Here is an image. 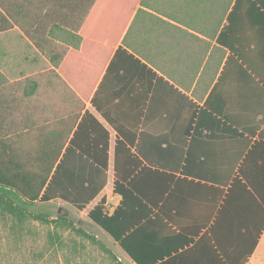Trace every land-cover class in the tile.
<instances>
[{
  "label": "crops",
  "instance_id": "crops-1",
  "mask_svg": "<svg viewBox=\"0 0 264 264\" xmlns=\"http://www.w3.org/2000/svg\"><path fill=\"white\" fill-rule=\"evenodd\" d=\"M67 1L0 0V56L24 62L8 78L40 76L41 151L57 155L39 203L104 201L142 264H249L264 241V0H234L222 20L139 6L151 15L97 68ZM92 175L103 187L80 210Z\"/></svg>",
  "mask_w": 264,
  "mask_h": 264
},
{
  "label": "trees",
  "instance_id": "trees-1",
  "mask_svg": "<svg viewBox=\"0 0 264 264\" xmlns=\"http://www.w3.org/2000/svg\"><path fill=\"white\" fill-rule=\"evenodd\" d=\"M234 0H72L74 20L78 22V29L81 33L80 40L84 39L79 56L84 55L87 44L95 45L94 57L95 68L97 62L103 56L101 51L105 50V58L108 59L118 45L121 38L127 31L124 42L132 32L139 17L149 12L139 8L146 7L157 11L164 6L176 8H188L189 6H202L208 8V19L225 18ZM68 1L64 0V6ZM166 13V12H164ZM181 12L175 13L180 15ZM171 15H174L172 13ZM3 18V16H2ZM216 31V30H213ZM81 44V43H80ZM64 56H49L53 65L59 66ZM79 61H81L79 59ZM82 62V61H81ZM85 63V62H84ZM65 75L68 84H73L72 74L60 69ZM55 73V71L53 72ZM40 76H32L18 81H11L0 70V217L5 222H11L13 230H20L21 233L30 221H38L53 228L48 235V251L58 254L64 253L65 264H82L77 260L80 253L76 243L69 247L62 231H74L81 237L97 243L94 236H91L82 228H77L72 219L50 213H35L32 209L40 201H49L50 197L45 193L41 197L49 178L51 169L57 160L47 151H41L45 146V138L38 135L41 132V125L35 118L39 117L40 111ZM52 126H55L54 124ZM37 133L32 136V133ZM42 133V132H41ZM46 142V143H45ZM49 144V143H48ZM63 147V146H62ZM44 154V156L40 155ZM42 165V166H41ZM99 175V174H98ZM97 175V176H98ZM96 176L86 179L88 186L79 192L78 208L83 210L85 206L101 191L103 184L95 183ZM116 192L126 197L125 189L117 185ZM89 218L99 227L111 234L115 241L125 249L137 264H142L130 251L126 242L117 236L112 226L118 217H109L105 211L104 201L91 210ZM101 245V244H100ZM102 247H104L102 245ZM66 248H68L66 252ZM52 249V250H51ZM114 264H122L118 258L108 251ZM80 255V254H79ZM144 264V263H143Z\"/></svg>",
  "mask_w": 264,
  "mask_h": 264
},
{
  "label": "rangeland",
  "instance_id": "rangeland-1",
  "mask_svg": "<svg viewBox=\"0 0 264 264\" xmlns=\"http://www.w3.org/2000/svg\"><path fill=\"white\" fill-rule=\"evenodd\" d=\"M18 57L0 56V70L11 79L22 77L18 76L20 71L16 70V67L21 66L24 62ZM40 66L36 71L48 68L50 63L43 59ZM32 210L35 213H50L54 217L59 215V211L61 214L69 212L68 218L74 221L77 228H82L95 237L97 243L81 237L74 231H62L69 247L72 243L77 244L80 252V255H77V260L82 264H114L108 251L112 252L122 264H132L126 253L89 219L88 210L79 211L74 206H64L59 203H38ZM51 232H53L51 226L38 221H30L21 233L20 230L12 229L11 222H5L0 217V264H65L64 253L60 252L54 255L50 253V248L48 251V247H50L48 235ZM65 250L67 252L68 248ZM74 264H76V260H74ZM249 264H264V241L261 250L254 259L250 260Z\"/></svg>",
  "mask_w": 264,
  "mask_h": 264
},
{
  "label": "water",
  "instance_id": "water-1",
  "mask_svg": "<svg viewBox=\"0 0 264 264\" xmlns=\"http://www.w3.org/2000/svg\"><path fill=\"white\" fill-rule=\"evenodd\" d=\"M59 215H62V216H64V217H68V216H69V212H66V213H64V214H61V212L59 211Z\"/></svg>",
  "mask_w": 264,
  "mask_h": 264
}]
</instances>
